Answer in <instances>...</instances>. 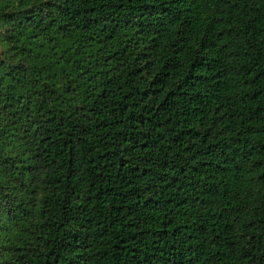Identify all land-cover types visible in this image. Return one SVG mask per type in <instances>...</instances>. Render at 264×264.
Masks as SVG:
<instances>
[{
    "label": "trees",
    "instance_id": "obj_1",
    "mask_svg": "<svg viewBox=\"0 0 264 264\" xmlns=\"http://www.w3.org/2000/svg\"><path fill=\"white\" fill-rule=\"evenodd\" d=\"M0 264H264V0H0Z\"/></svg>",
    "mask_w": 264,
    "mask_h": 264
}]
</instances>
